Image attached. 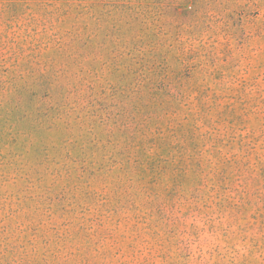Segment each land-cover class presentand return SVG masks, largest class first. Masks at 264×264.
I'll list each match as a JSON object with an SVG mask.
<instances>
[{
  "label": "rangeland",
  "instance_id": "rangeland-1",
  "mask_svg": "<svg viewBox=\"0 0 264 264\" xmlns=\"http://www.w3.org/2000/svg\"><path fill=\"white\" fill-rule=\"evenodd\" d=\"M0 264H264V0H0Z\"/></svg>",
  "mask_w": 264,
  "mask_h": 264
}]
</instances>
